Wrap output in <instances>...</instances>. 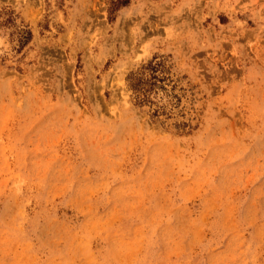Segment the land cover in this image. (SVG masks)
<instances>
[{
  "label": "rangeland",
  "instance_id": "rangeland-1",
  "mask_svg": "<svg viewBox=\"0 0 264 264\" xmlns=\"http://www.w3.org/2000/svg\"><path fill=\"white\" fill-rule=\"evenodd\" d=\"M0 264H264V0H0Z\"/></svg>",
  "mask_w": 264,
  "mask_h": 264
},
{
  "label": "trees",
  "instance_id": "trees-1",
  "mask_svg": "<svg viewBox=\"0 0 264 264\" xmlns=\"http://www.w3.org/2000/svg\"><path fill=\"white\" fill-rule=\"evenodd\" d=\"M157 66L158 63H156L155 65L152 63H148L146 66L143 67V69H148L152 72V76L151 79L149 78H144L142 75L143 73H141V76H131L130 78V87L134 92H139L144 94L147 91H150L153 87H155L156 85V81H157V76H155L156 70H157ZM154 80H156L154 82ZM144 101V100H143Z\"/></svg>",
  "mask_w": 264,
  "mask_h": 264
}]
</instances>
